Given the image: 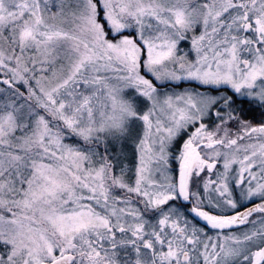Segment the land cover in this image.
Here are the masks:
<instances>
[{
  "label": "snow or ice",
  "instance_id": "snow-or-ice-1",
  "mask_svg": "<svg viewBox=\"0 0 264 264\" xmlns=\"http://www.w3.org/2000/svg\"><path fill=\"white\" fill-rule=\"evenodd\" d=\"M0 264H264V0H0Z\"/></svg>",
  "mask_w": 264,
  "mask_h": 264
}]
</instances>
